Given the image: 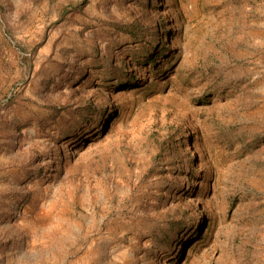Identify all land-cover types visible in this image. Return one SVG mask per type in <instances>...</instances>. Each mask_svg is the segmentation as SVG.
<instances>
[{"label":"rangeland","instance_id":"374dc122","mask_svg":"<svg viewBox=\"0 0 264 264\" xmlns=\"http://www.w3.org/2000/svg\"><path fill=\"white\" fill-rule=\"evenodd\" d=\"M0 264H264V0H0Z\"/></svg>","mask_w":264,"mask_h":264},{"label":"trees","instance_id":"16d2710c","mask_svg":"<svg viewBox=\"0 0 264 264\" xmlns=\"http://www.w3.org/2000/svg\"><path fill=\"white\" fill-rule=\"evenodd\" d=\"M128 33H131L133 38H136L137 37V35L135 34V32H133L132 30H130Z\"/></svg>","mask_w":264,"mask_h":264}]
</instances>
